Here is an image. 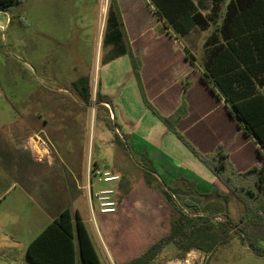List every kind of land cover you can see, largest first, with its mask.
<instances>
[{
  "label": "rangeland",
  "instance_id": "obj_1",
  "mask_svg": "<svg viewBox=\"0 0 264 264\" xmlns=\"http://www.w3.org/2000/svg\"><path fill=\"white\" fill-rule=\"evenodd\" d=\"M20 1L0 10V264H32L27 246L59 208L45 210L41 200L55 195L59 204L66 201L86 220L100 264L130 261L170 230L178 212L158 179L146 180L135 161L143 158L132 147L125 150L115 140L114 149L115 134L125 137L113 121L110 101L105 106L96 101L107 89L104 75L109 69L102 58L116 45L104 42V7L108 12L110 0ZM121 43L128 47L125 36ZM84 75L90 81L89 103L73 87ZM36 132L50 144L52 163L35 160L25 148L23 143ZM89 161L120 173L116 213H100L95 207L92 217L85 186ZM92 179L94 190L109 186L94 175ZM181 188L188 189L185 184ZM214 189L231 195L227 213L236 227L212 254L187 252L185 264H264V193L244 190L234 195L223 183L210 192ZM179 195L180 203L191 198ZM202 201L210 210L223 199ZM219 221L214 218L213 225ZM179 252L169 243L151 264L180 259ZM76 264H83L79 252Z\"/></svg>",
  "mask_w": 264,
  "mask_h": 264
},
{
  "label": "crops",
  "instance_id": "obj_2",
  "mask_svg": "<svg viewBox=\"0 0 264 264\" xmlns=\"http://www.w3.org/2000/svg\"><path fill=\"white\" fill-rule=\"evenodd\" d=\"M115 2L123 36L128 49L141 61L143 88L155 109L169 116L184 102L187 113L174 127L200 153L222 145L237 172L262 165L264 148L244 132L217 82L213 78L206 81L203 74L209 67L212 74L224 70L228 73L235 67L237 84L249 77L256 89L264 92V0ZM179 37L184 39L183 45ZM120 59L124 60L121 64ZM103 65L109 69L104 75V95L113 106V121L136 153L147 151L158 177L172 187H182L184 180L193 182L197 192L203 194L219 187L222 183L213 171L146 106L130 55L125 53ZM114 81L117 85L111 86ZM113 144L115 149V139ZM177 180L181 184H175ZM60 200L56 195L41 200L45 210L59 205L48 223L68 207L66 201L59 204ZM165 261L185 264L188 258Z\"/></svg>",
  "mask_w": 264,
  "mask_h": 264
},
{
  "label": "trees",
  "instance_id": "obj_3",
  "mask_svg": "<svg viewBox=\"0 0 264 264\" xmlns=\"http://www.w3.org/2000/svg\"><path fill=\"white\" fill-rule=\"evenodd\" d=\"M19 2L20 0H0V10H5ZM122 27L118 6L115 0H112L106 17L104 42L107 44L116 43V45L106 52L102 62L107 63L128 53L146 106L175 131L195 156L209 167L231 191L230 193L236 195L239 191L244 190L249 192L259 190L264 193V160L260 166H254L244 172H237L222 145H218L213 151L203 154L191 145L181 133L176 131L175 123L184 118L187 113L184 102L169 116H164L155 109L147 99L143 88L140 59L134 56L126 45L121 43ZM211 70L209 67L208 72L203 74L204 79L208 81V78H213L217 82L231 105V113L238 118L244 132L254 136L264 148V92L258 91L249 77L245 78V83L237 84L239 81L236 77L235 67L228 73L224 70L212 74ZM73 87L82 100L89 103L91 99L89 77L84 75L74 80ZM187 87L188 82H185L184 90ZM96 101L101 106H105V102H109V99L97 94ZM115 140L120 142L125 150L130 149V145L117 133ZM138 156L143 159L136 157L135 161L143 169L146 180L152 183L153 179H158L163 194L173 204L178 214L171 220V229L168 234L161 236L140 256L124 264H151L169 243L174 244L180 251L179 255L183 257L192 249H199L210 255L220 244L228 241L230 230L236 227L234 220L227 213L231 196L229 193L222 195L215 189L208 194L199 193L193 182L185 180L187 190H183L181 187H172L158 177L146 150L139 152ZM95 164L97 165L96 162ZM180 192L190 194L191 198L180 203L177 197V195L180 196ZM204 197L222 198L223 202H214L215 205H212V209L209 210V205L203 204L202 199ZM209 211L214 212V214L208 213ZM219 217V223L213 225V219ZM77 251L83 264H100L98 253L84 221L77 211L73 213L70 207H66L29 242L26 255L32 264H76Z\"/></svg>",
  "mask_w": 264,
  "mask_h": 264
},
{
  "label": "built area",
  "instance_id": "obj_4",
  "mask_svg": "<svg viewBox=\"0 0 264 264\" xmlns=\"http://www.w3.org/2000/svg\"><path fill=\"white\" fill-rule=\"evenodd\" d=\"M23 144L26 149H29L35 160L52 163V148L48 141L39 133L36 132L29 135ZM86 172V195L92 217L94 218L95 207L100 213H116L118 211L117 184L121 180L120 173L109 169H101L90 161L88 162ZM93 175L98 179V182L109 183V186L94 190Z\"/></svg>",
  "mask_w": 264,
  "mask_h": 264
}]
</instances>
